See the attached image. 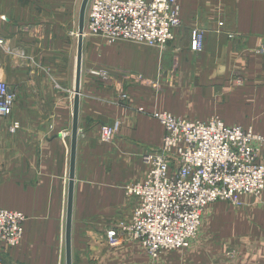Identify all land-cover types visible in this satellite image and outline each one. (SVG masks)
Instances as JSON below:
<instances>
[{
  "label": "crops",
  "instance_id": "obj_1",
  "mask_svg": "<svg viewBox=\"0 0 264 264\" xmlns=\"http://www.w3.org/2000/svg\"><path fill=\"white\" fill-rule=\"evenodd\" d=\"M177 1L181 26L164 50L84 37L73 264H264V192L240 208L208 206L190 247L157 260L138 243L105 242L133 210L125 189L147 175L143 156L162 145L164 127L151 114L219 117L264 136V0ZM82 2L0 0V80L16 95L11 119L20 123L11 134L0 122V209L26 216L21 245L0 246V264H66ZM196 29L205 33L202 53L191 50ZM100 69L109 77L92 74ZM115 123L113 141L101 143V126Z\"/></svg>",
  "mask_w": 264,
  "mask_h": 264
},
{
  "label": "built area",
  "instance_id": "obj_2",
  "mask_svg": "<svg viewBox=\"0 0 264 264\" xmlns=\"http://www.w3.org/2000/svg\"><path fill=\"white\" fill-rule=\"evenodd\" d=\"M180 26L177 0H90L85 36L164 50ZM205 41L203 30H193L191 50L202 53ZM5 45L0 38V48L4 50ZM260 51L264 53L263 43ZM92 74L109 77L101 69ZM15 102V93L0 80V122L8 120L11 134L20 129V123L11 119ZM150 116L164 127L162 145L143 156L147 175L125 189L133 210L127 219L108 228L105 242L109 246L123 240L138 243L157 260L163 252L190 247L208 206L225 202L240 208L245 196L263 194L264 136L228 126L217 117L202 122L169 112ZM118 128L119 123L102 125L100 142H112ZM25 221L23 213L0 209V246L19 247Z\"/></svg>",
  "mask_w": 264,
  "mask_h": 264
},
{
  "label": "water",
  "instance_id": "obj_3",
  "mask_svg": "<svg viewBox=\"0 0 264 264\" xmlns=\"http://www.w3.org/2000/svg\"><path fill=\"white\" fill-rule=\"evenodd\" d=\"M90 0H83L79 16V42H78V55H77V76L74 97V112H73V126L71 133V160H70V173H69V188H68V205H67V218L65 230V246H66V264H73L72 257V227H73V206H74V183L76 172V158L78 149V124H79V110H80V85L82 76V53L83 41L85 37V27L87 20V10Z\"/></svg>",
  "mask_w": 264,
  "mask_h": 264
},
{
  "label": "rangeland",
  "instance_id": "obj_4",
  "mask_svg": "<svg viewBox=\"0 0 264 264\" xmlns=\"http://www.w3.org/2000/svg\"><path fill=\"white\" fill-rule=\"evenodd\" d=\"M88 7H89V6H88ZM87 12H88V10H87ZM0 50L4 52L3 49L0 48ZM1 51H0V52H1ZM203 52H204V51H203ZM169 113H170V112H169ZM171 114H172V113H171ZM173 115H174V114H173ZM175 116H176V115H175ZM177 117H178V116H177ZM212 118H214V117H212ZM217 118H219V117H217ZM186 119H188V118H186ZM210 119H211V118H210ZM219 119H220V118H219ZM189 120H191V119H189ZM4 121L7 122L8 120H2V121H1V123L3 124V127H4ZM198 121H199V120H198ZM222 121H223V120H222ZM223 122H224V121H223ZM160 147H161V146H160Z\"/></svg>",
  "mask_w": 264,
  "mask_h": 264
}]
</instances>
